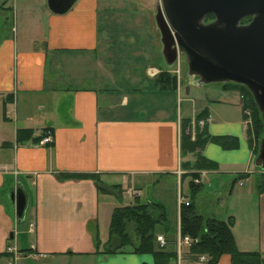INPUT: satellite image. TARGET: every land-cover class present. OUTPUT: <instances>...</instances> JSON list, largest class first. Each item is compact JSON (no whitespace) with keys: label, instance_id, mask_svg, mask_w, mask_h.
Here are the masks:
<instances>
[{"label":"crops","instance_id":"1","mask_svg":"<svg viewBox=\"0 0 264 264\" xmlns=\"http://www.w3.org/2000/svg\"><path fill=\"white\" fill-rule=\"evenodd\" d=\"M105 2L76 0L68 12L55 15L47 0H0V264H154L149 254H104L101 248L107 238L102 241L100 220L111 217L119 206L102 201V195H112L100 194L93 181L59 180L56 174H96L106 187L133 190L139 199L141 185L163 189L165 180H174L188 200L189 178L180 179L184 173L180 121L203 111L209 119L207 133L236 138L238 147L226 150L208 143L200 152L218 168L200 172L196 209L201 207L199 196L209 195L210 203L202 205V201L204 212H198L224 222L232 219L238 251L257 252L264 264V186L259 191L264 171L254 165L240 94L208 84L197 87L203 92L193 94L195 102L187 89L190 116L158 110L147 118L113 115L109 91L98 89V83L83 85L96 80L99 69L112 73L100 48L107 32L103 33L101 21L108 12ZM19 16L15 28L13 20ZM156 63L153 67L159 70ZM162 71L172 74L171 69ZM143 76L154 83L145 70ZM204 86L205 91L200 89ZM127 103L123 96L119 112L126 111ZM46 129L52 131V145L33 143ZM18 130H31L32 136H21L25 141L18 144ZM239 175L246 177L234 182ZM16 190L26 196L22 218L16 216L10 199ZM174 215L169 232L157 231L156 236L175 248L180 235L178 207ZM8 247L16 254H8ZM180 256L172 264L207 261L193 258L188 248ZM217 264H230V257L222 255Z\"/></svg>","mask_w":264,"mask_h":264},{"label":"trees","instance_id":"2","mask_svg":"<svg viewBox=\"0 0 264 264\" xmlns=\"http://www.w3.org/2000/svg\"><path fill=\"white\" fill-rule=\"evenodd\" d=\"M213 20L212 15H208L205 22ZM250 18H245L241 24H246ZM173 74L166 71H160L154 84L159 90L166 91L171 89V78ZM224 90L237 91L242 99V109L249 110L252 117V129L247 130V139L250 147H255L254 157L258 151L259 140L264 136V123L262 122L259 110L253 100L251 93L242 85L233 83L220 84ZM12 97L10 96L9 99ZM207 113H202L194 117V124L201 119H205ZM191 119L180 121L179 142H180V169L184 172L181 179L189 178V202L188 205H181L179 213V230L180 235L188 237L191 245L188 248L189 254L197 259L200 256H206L205 264H217L222 255L230 257V264H263L262 257L257 252H240L236 248L231 227L233 220L220 221L215 218L207 217L199 213L195 206V199L201 191V185L195 183L198 180L201 171H213L218 168L217 164L206 159L200 152L208 144L212 143L223 149H235L238 147L236 138L226 136H210L205 126L200 128L194 125L192 133ZM251 132L253 136L251 135ZM44 133V131H43ZM25 138L32 136L31 130H18L16 142L22 144ZM43 135L32 139L37 144ZM254 138V139H253ZM52 145V144H51ZM48 145V146H51ZM192 156L193 160H186ZM59 180H91L97 187L100 194H109V190L117 187H106L96 174H74V173H57ZM246 175H239L234 182L244 179ZM264 186V178L259 185V191ZM162 226V231L166 234L169 232L168 221L161 203L147 202L140 203L136 198L132 205L119 206L114 208L110 217L108 226V237L105 241L107 249H103L104 254H115L131 252L134 254L152 255L154 264H172L177 261V254L173 245L166 241L164 247H160L156 242L157 227ZM94 245L100 249V239L98 234L95 236Z\"/></svg>","mask_w":264,"mask_h":264},{"label":"rangeland","instance_id":"3","mask_svg":"<svg viewBox=\"0 0 264 264\" xmlns=\"http://www.w3.org/2000/svg\"><path fill=\"white\" fill-rule=\"evenodd\" d=\"M160 3L161 0H106L105 2L108 12L103 15L101 21L103 33H105V30L107 32L104 37L102 36L100 48H102V60L105 58V61L110 63L108 67L112 68V73H100L99 69L96 78L97 82L95 79H91V83L83 82V85L87 87H96L95 84L98 83V89H107L109 91L108 95L111 97L114 105L113 107L115 109L112 113L113 115L125 114L132 117L135 116L136 118H147L157 114L155 113L156 111L153 112V110H158L163 111L159 114L176 116L181 113L183 116L185 112H187L190 116L192 104L186 102V99L188 98V96H186V89H191L192 94L189 98L194 102L196 101V98L193 94L197 92L200 94L203 92L197 88L203 87V84L197 85L198 78L188 75L186 60L183 55L178 56L175 64L171 67H167L165 65V62L160 55V36L154 21L156 8L160 5ZM105 17L107 21H105ZM19 18L20 16L17 17V20H13L15 28L16 24L18 28L20 22ZM106 22L109 24L105 29V25L107 24ZM15 34L17 35V33ZM109 39H111L112 43ZM119 56L121 57L120 59H118ZM155 63L159 66V70L158 67H153ZM166 68L171 69L172 74L177 76L178 87L177 90H172L171 88L167 89V92H160L156 89L158 86L145 79L143 74L145 70L148 78L155 79L157 78L159 72ZM74 84L77 85L78 83ZM200 89L205 91L206 87ZM123 96L127 98L128 105L125 112H119V103ZM240 101L242 109L243 99L241 95ZM100 102L103 104L104 100L100 98ZM246 111L249 113L248 116L246 115ZM242 113L244 115L243 126L245 128V132L247 133V130L251 131L252 129V117L248 109H242ZM191 121L192 127L197 125L200 121H203V126H205L209 119L207 116L205 119H201L196 122V124L193 122L195 121L194 118H192ZM47 130L49 129L44 130V133L42 131L40 134L44 137ZM49 131L52 134V131ZM251 135L253 136L252 132ZM42 146H48V144ZM189 159L193 160V157L188 156L186 158V160ZM181 172L183 173V171ZM201 172L203 173V171ZM195 181H197L195 183H199V178ZM162 186L163 189L158 187L154 188L152 184L141 185L140 199H138L140 203L154 202V200L161 203L163 205L168 224H170L174 219L175 210L178 207V194L180 193L182 197L183 195L181 194V190L179 191L180 187H178L174 180H165L162 183ZM107 187L110 188L109 186ZM109 192L112 193V197L106 198L105 195H102L101 200L106 201V199H108L116 206L132 205L136 199V194L133 193V190L126 189L125 191L116 188L114 190H109ZM209 199H211L209 195L204 198H200L199 196L197 200V203L199 202V205L201 206L198 210L199 212L204 210L202 205L210 203ZM186 201L189 202V199ZM202 201L203 204L201 205ZM109 222L110 215L105 216L100 220V224L102 226L101 238L103 242L107 238ZM156 229V231L161 232L162 226H158ZM104 245H102L101 250H105V248L107 249V246ZM185 248L187 249L186 246L182 248L183 251ZM204 257L206 260V256ZM180 258L177 257V261Z\"/></svg>","mask_w":264,"mask_h":264},{"label":"water","instance_id":"4","mask_svg":"<svg viewBox=\"0 0 264 264\" xmlns=\"http://www.w3.org/2000/svg\"><path fill=\"white\" fill-rule=\"evenodd\" d=\"M76 0H47L51 13L63 15ZM208 15L213 20L205 22ZM250 18L246 24H241ZM161 56L167 67L183 55L197 85L233 83L252 95L264 123V0H161L154 16ZM177 89V76L171 78ZM187 92V89H186ZM254 165L264 171V136ZM15 214L22 218L26 196L11 193Z\"/></svg>","mask_w":264,"mask_h":264},{"label":"built area","instance_id":"5","mask_svg":"<svg viewBox=\"0 0 264 264\" xmlns=\"http://www.w3.org/2000/svg\"><path fill=\"white\" fill-rule=\"evenodd\" d=\"M246 115L248 116L249 115V113L246 111ZM198 125L200 126V127H202L203 125H204V122L203 121H200L199 123H198ZM194 127V126H193ZM193 127H192V133H193V131H194V129H193ZM52 142H53V139H52V134H51V132L49 131V130H47L46 132H45V136L41 139V141L39 142V144L40 145H49V144H52ZM177 174L178 175H180L181 174V172L179 171V169H178V171H177ZM195 182H197V181H195ZM177 205H178V208L181 206V205H188V202L186 201V199H184L181 195H180V193L178 194V201H177ZM156 242L159 244V246L160 247H164L165 245H166V241H165V239L162 237V236H157L156 237ZM191 240L188 238V237H183V236H181V235H179L178 237H177V239H176V241H175V248H176V253H177V256H178V258L180 257V255H181V252H182V248L183 247H187V248H189L190 247V245H191ZM6 252L8 253V254H16V252L14 251V249H12L11 247H8L7 248V250H6ZM20 254V253H19ZM18 253H17V255H19ZM20 255H22V254H20ZM199 260L200 261H205V257L204 256H201L200 258H199Z\"/></svg>","mask_w":264,"mask_h":264},{"label":"bare ground","instance_id":"6","mask_svg":"<svg viewBox=\"0 0 264 264\" xmlns=\"http://www.w3.org/2000/svg\"><path fill=\"white\" fill-rule=\"evenodd\" d=\"M157 237V236H156ZM155 240H156V238H155Z\"/></svg>","mask_w":264,"mask_h":264}]
</instances>
